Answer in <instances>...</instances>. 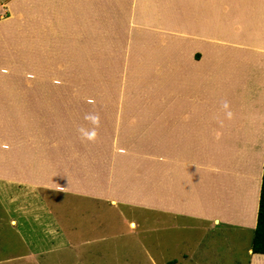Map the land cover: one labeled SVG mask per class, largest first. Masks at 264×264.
<instances>
[{
  "label": "rangeland",
  "instance_id": "1",
  "mask_svg": "<svg viewBox=\"0 0 264 264\" xmlns=\"http://www.w3.org/2000/svg\"><path fill=\"white\" fill-rule=\"evenodd\" d=\"M260 13L264 0H0V23L18 22L2 38L9 80L19 82L3 90L4 157L18 153L14 172L32 181L30 193L20 190L45 199L52 217L67 223L66 241L33 242L26 231L15 253L27 255L31 240L48 250L44 264H249L251 230L157 214V173L173 155L157 149V129L170 111L162 97L172 92L175 61L234 58L255 74L263 70L264 88V54L232 45ZM214 157L208 160L219 164ZM14 188L0 189V264H26L6 261Z\"/></svg>",
  "mask_w": 264,
  "mask_h": 264
},
{
  "label": "crops",
  "instance_id": "2",
  "mask_svg": "<svg viewBox=\"0 0 264 264\" xmlns=\"http://www.w3.org/2000/svg\"><path fill=\"white\" fill-rule=\"evenodd\" d=\"M253 21L247 22L249 28L241 31V34H244L241 43L232 45L251 48L264 54L262 13ZM13 22L18 26L15 17L6 23H0V108L4 86L19 85L17 79L9 80V70L4 64L3 29ZM236 32L239 35L240 31ZM246 36L258 39L255 45L245 43ZM234 52L245 53L240 50ZM224 53L221 51V54ZM221 58L223 61L220 63L207 65H199L197 62L173 63L172 92L170 96L162 97L163 103L168 104L170 111L162 113V122L157 129L162 135L157 149L172 150L173 155L170 164L167 165L164 157L161 165L159 164L156 187L157 214L164 215L166 212V215L183 216L197 222L210 221L208 226L223 223L255 232L264 172V88L258 86V79L263 77V70L261 75L255 74L252 69L243 68V61L235 62L234 58L233 61H227L224 57ZM11 74L14 75L13 69ZM225 103L227 107L224 106ZM169 121L171 126L163 125ZM169 135L170 139L165 142L164 139ZM4 148L3 127L0 125L1 193L4 189L14 187L23 194L26 192L20 188L27 187V192L30 193L29 186L32 181H22L18 171L14 172V167L17 169L19 165L18 153L5 160ZM12 148L17 150V145L14 147L13 144ZM206 150L210 151L212 156L215 155L214 158L218 157L219 164L208 160H212V156L208 157ZM5 166L13 167L12 171L5 173ZM206 190L211 191V203L206 201ZM19 192L16 197H9L10 203L16 202L17 205L10 218L11 229L7 230L8 233L3 231L9 235V238H5L6 241L11 240L12 243L6 261L16 262L23 259L26 264L30 261L34 264H44L42 258L47 255L48 250L41 249V246L38 250L31 240H27V244L32 248L27 255L15 253L21 238L24 239L23 235L27 231L26 234L33 242L36 237L44 243L52 236L51 240L57 241L63 237L66 241L67 223L61 221V216L52 217L53 208L45 205V199L37 200L29 194L20 197ZM28 196L32 205H26L25 199ZM250 202L252 208L249 209ZM165 206L171 209L165 210ZM251 211L253 221L249 223L247 214ZM34 223L40 227L41 235L38 234L39 229L33 227ZM59 246H62V242ZM249 253V264H264V255L253 254L251 249Z\"/></svg>",
  "mask_w": 264,
  "mask_h": 264
},
{
  "label": "trees",
  "instance_id": "3",
  "mask_svg": "<svg viewBox=\"0 0 264 264\" xmlns=\"http://www.w3.org/2000/svg\"><path fill=\"white\" fill-rule=\"evenodd\" d=\"M251 251L253 254L264 255V172L259 201L257 226L252 240Z\"/></svg>",
  "mask_w": 264,
  "mask_h": 264
},
{
  "label": "clouds",
  "instance_id": "4",
  "mask_svg": "<svg viewBox=\"0 0 264 264\" xmlns=\"http://www.w3.org/2000/svg\"><path fill=\"white\" fill-rule=\"evenodd\" d=\"M224 106L227 107V104L225 103ZM91 119L93 120V122H95L98 118L97 117H91ZM86 135L88 136L89 139H91L92 137L95 136V132L93 131L91 133H87Z\"/></svg>",
  "mask_w": 264,
  "mask_h": 264
},
{
  "label": "bare ground",
  "instance_id": "5",
  "mask_svg": "<svg viewBox=\"0 0 264 264\" xmlns=\"http://www.w3.org/2000/svg\"><path fill=\"white\" fill-rule=\"evenodd\" d=\"M132 227L134 228V225H132Z\"/></svg>",
  "mask_w": 264,
  "mask_h": 264
}]
</instances>
